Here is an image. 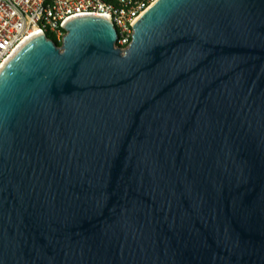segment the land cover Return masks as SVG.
Here are the masks:
<instances>
[{"label":"water","instance_id":"obj_1","mask_svg":"<svg viewBox=\"0 0 264 264\" xmlns=\"http://www.w3.org/2000/svg\"><path fill=\"white\" fill-rule=\"evenodd\" d=\"M0 70V264H264V0H156Z\"/></svg>","mask_w":264,"mask_h":264},{"label":"built area","instance_id":"obj_2","mask_svg":"<svg viewBox=\"0 0 264 264\" xmlns=\"http://www.w3.org/2000/svg\"><path fill=\"white\" fill-rule=\"evenodd\" d=\"M156 0H0V70L31 37L50 34L62 42L72 19H108L118 35L116 46L131 43L134 24Z\"/></svg>","mask_w":264,"mask_h":264},{"label":"trees","instance_id":"obj_3","mask_svg":"<svg viewBox=\"0 0 264 264\" xmlns=\"http://www.w3.org/2000/svg\"><path fill=\"white\" fill-rule=\"evenodd\" d=\"M103 1L107 2V1H110V0H103ZM46 37H47L49 40H51L52 42H54L58 47L61 46V42H58V41L55 39L54 36H52V35H50V34H47Z\"/></svg>","mask_w":264,"mask_h":264},{"label":"bare ground","instance_id":"obj_4","mask_svg":"<svg viewBox=\"0 0 264 264\" xmlns=\"http://www.w3.org/2000/svg\"><path fill=\"white\" fill-rule=\"evenodd\" d=\"M33 37H35V36H33ZM33 37H31V38H33ZM31 38H30V39H31ZM30 39H29V40H30ZM29 40H27L23 45H25ZM23 45H22V46H23ZM22 46H21V47H22ZM21 47H20V48H21ZM9 60H10V59H9ZM9 60H8V61H9ZM8 61H7V62H8ZM7 62H6V64H7ZM4 66H5V65H4ZM4 66H3V67H4ZM3 67H2V68H3Z\"/></svg>","mask_w":264,"mask_h":264}]
</instances>
